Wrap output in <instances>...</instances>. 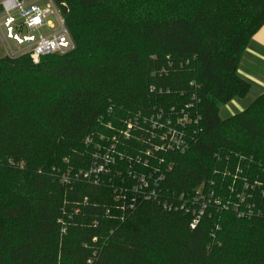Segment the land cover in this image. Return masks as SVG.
<instances>
[{
	"label": "trees",
	"instance_id": "trees-1",
	"mask_svg": "<svg viewBox=\"0 0 264 264\" xmlns=\"http://www.w3.org/2000/svg\"><path fill=\"white\" fill-rule=\"evenodd\" d=\"M54 1L76 49L0 57V264H264V94L221 114L264 0ZM192 104L189 148L155 152L151 119ZM199 190L221 204L194 225Z\"/></svg>",
	"mask_w": 264,
	"mask_h": 264
},
{
	"label": "built area",
	"instance_id": "built-area-1",
	"mask_svg": "<svg viewBox=\"0 0 264 264\" xmlns=\"http://www.w3.org/2000/svg\"><path fill=\"white\" fill-rule=\"evenodd\" d=\"M1 31L8 41L12 40L20 46H29L28 51L20 54L11 52L13 50H8L9 56L17 57L29 54L36 64L44 56L53 54L65 55L76 49V44L66 25L64 13L54 0H0ZM188 108L194 109V118L189 113L182 111L177 116L176 114L164 116L160 112L156 117L151 119V130L148 132L150 133V138L156 141L154 145L155 152H185L189 148V139L192 138L193 134L199 133L198 126L200 125L201 117L198 110H195L194 104L189 105ZM137 126L138 124L130 121L125 131L122 132L123 136L130 139L132 137V131L134 129H140ZM153 155V151H147V156L153 157ZM109 160L110 157L107 155L106 162ZM147 163L148 161L145 162V164ZM106 170L105 164H101L93 171L95 173H102ZM131 176L138 181L134 186L135 193L144 190L146 194L143 193V196L147 200L156 196L155 187H158L159 184L158 180L154 179L155 174L147 176L145 174L139 175L131 172ZM162 178L163 175L159 179L162 180ZM147 189H151V191L146 192L145 190ZM119 198L126 201L125 195ZM191 201L193 204L202 203V209L195 213L194 225L199 222L207 203L221 204L220 199L214 198L213 191H210L207 197L199 190L192 197ZM137 202V196H133L126 204H128L130 209H135Z\"/></svg>",
	"mask_w": 264,
	"mask_h": 264
},
{
	"label": "crops",
	"instance_id": "crops-1",
	"mask_svg": "<svg viewBox=\"0 0 264 264\" xmlns=\"http://www.w3.org/2000/svg\"><path fill=\"white\" fill-rule=\"evenodd\" d=\"M239 74L252 84V89L248 96L240 100L243 102L242 105L236 102L240 105L239 108L242 111L257 96L264 94V26L254 35L246 50L240 65Z\"/></svg>",
	"mask_w": 264,
	"mask_h": 264
},
{
	"label": "rangeland",
	"instance_id": "rangeland-1",
	"mask_svg": "<svg viewBox=\"0 0 264 264\" xmlns=\"http://www.w3.org/2000/svg\"><path fill=\"white\" fill-rule=\"evenodd\" d=\"M8 50L9 51L13 50L11 52L20 54V53H24V52L28 51L29 46L28 45H21L20 46L17 43L13 42L12 40L8 41L2 32V34H0V57H4V56L8 55L9 54ZM240 100L241 99H236V100H234L235 102L233 101L234 103H230V104L226 105L225 107H223V109L221 111L222 116H228V115H232L234 113L239 112L241 109L239 107L243 103ZM236 102L237 103L239 102L238 104H240V105H238Z\"/></svg>",
	"mask_w": 264,
	"mask_h": 264
}]
</instances>
